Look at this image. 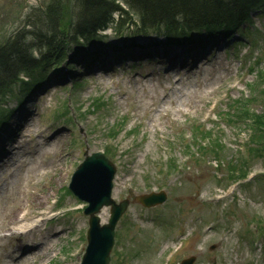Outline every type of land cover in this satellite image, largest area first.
Instances as JSON below:
<instances>
[{"label": "rangeland", "instance_id": "1", "mask_svg": "<svg viewBox=\"0 0 264 264\" xmlns=\"http://www.w3.org/2000/svg\"><path fill=\"white\" fill-rule=\"evenodd\" d=\"M55 1L0 0V45L18 30L27 39L28 30L46 34L45 8ZM59 1L61 24L72 23L78 0ZM110 27L86 52L68 46L62 63L46 69L51 78L7 100L0 153L27 112L34 130L18 138V159L3 168V177L14 174L0 194V242L17 234L10 217L19 200L45 194L51 211L41 209L31 219L36 226L18 233L31 254L17 264H80L86 203L65 188L85 152L105 151L116 167L112 197L129 200L110 264H176L189 256L193 264H264V151L248 152L251 136L264 148V123L249 117H264V6L226 36H203L208 45L191 53L188 44L163 46L162 35L148 34L137 42L154 44L140 51ZM175 51L182 52L176 71L165 59ZM160 190L167 198L156 206L136 199ZM99 215L106 222L109 207ZM2 251L0 244V264L12 262Z\"/></svg>", "mask_w": 264, "mask_h": 264}, {"label": "trees", "instance_id": "2", "mask_svg": "<svg viewBox=\"0 0 264 264\" xmlns=\"http://www.w3.org/2000/svg\"><path fill=\"white\" fill-rule=\"evenodd\" d=\"M81 1L79 20L73 26V31L68 32V35H66L64 28L53 23L55 27L51 30V39L60 36V39L64 37L67 40L72 39L74 42H80L82 38L96 36L95 29L105 26L106 22L111 19L113 11L120 10L123 14H128L127 11L121 8L117 0ZM124 1L128 4L130 10L139 16L138 26L141 30L157 28L165 32L171 40L181 38L184 35L189 36L191 32H200L203 29L208 34L216 31H233L249 20L252 11L264 6V0ZM54 11L57 13L56 10ZM59 13L60 11H58ZM129 18L132 20L131 14H129ZM63 41L67 42L66 40ZM47 43L48 47L56 46V43L52 42L50 38ZM31 48V44L21 40L19 35L9 43L0 46V94L5 87H8L7 85H10L13 78L18 76L22 69L29 70L34 67L36 60L32 57ZM251 116L255 119H253L255 123L257 121L264 123L263 115L249 114V117ZM261 126L263 127L264 124H261ZM251 142L252 145L248 149L251 157L254 156L255 151L256 153L264 151L260 140H256L251 136Z\"/></svg>", "mask_w": 264, "mask_h": 264}, {"label": "water", "instance_id": "3", "mask_svg": "<svg viewBox=\"0 0 264 264\" xmlns=\"http://www.w3.org/2000/svg\"><path fill=\"white\" fill-rule=\"evenodd\" d=\"M114 173V164L99 151L91 155L86 154L84 161L72 175L69 188L80 200L88 203L83 210V213L89 216L88 244L81 264L109 263L115 225L128 204L127 200L116 203L111 198ZM165 197L164 192L150 193L139 196L138 200L149 206L163 202ZM108 205L111 206L108 222L100 224L97 212ZM194 259L190 257L180 264H192Z\"/></svg>", "mask_w": 264, "mask_h": 264}, {"label": "bare ground", "instance_id": "4", "mask_svg": "<svg viewBox=\"0 0 264 264\" xmlns=\"http://www.w3.org/2000/svg\"><path fill=\"white\" fill-rule=\"evenodd\" d=\"M182 58V52L181 51H175L174 53H168L165 57L166 61L171 63L173 68L172 70L182 68H176L178 65L182 66L181 63ZM27 121V124L25 125ZM24 122V124H23ZM31 122L30 121V114L27 112L24 116H22V122L19 121V129H18V135H15V141L12 143L13 145L10 148H6L4 146V143L1 145L3 148V152L0 153V194L5 191L7 188L9 178L12 177L14 174L8 173L7 177H3L2 174L5 172L3 170L4 166L6 167L9 164H6L8 161L14 163L17 161V155L19 154V150L21 149L20 145H18V138L25 137L26 134H29V132H32L34 129L31 128ZM23 124V125H22ZM110 127V126H107ZM4 140V139H3ZM23 154V153H22ZM3 156V158H2ZM15 158V159H14ZM20 166V163H19ZM60 177L62 176V173L58 174ZM24 194V192H22ZM28 196L30 198H27L25 202H22L19 200L18 205L15 207V209L11 212L10 219L16 223L17 230L14 231L17 234L21 233L24 234L25 232L31 231L36 225L31 221L33 216H35L38 213H43L41 209L46 208L48 210L47 212L51 211L52 207H46V204L48 202V198L45 197V194H38L37 192H28ZM11 221V222H12ZM1 226V224H0ZM14 234V233H13ZM10 235L9 238L12 240H7L5 242H0L2 246V252L6 255L7 258H10L12 262H5L4 264H17L20 259L24 258L26 255H30L31 251L24 250L22 246L19 245L20 240L22 239L21 235ZM8 238V239H9Z\"/></svg>", "mask_w": 264, "mask_h": 264}]
</instances>
